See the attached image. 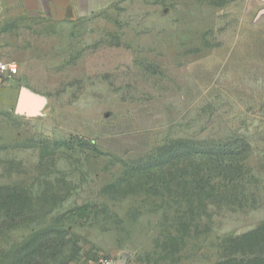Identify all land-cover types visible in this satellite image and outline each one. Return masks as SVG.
I'll use <instances>...</instances> for the list:
<instances>
[{
    "label": "rangeland",
    "instance_id": "374dc122",
    "mask_svg": "<svg viewBox=\"0 0 264 264\" xmlns=\"http://www.w3.org/2000/svg\"><path fill=\"white\" fill-rule=\"evenodd\" d=\"M98 5L8 38L19 71L0 86V250L15 262L25 236L51 228L63 246L38 264L214 262L224 239L264 223V0ZM22 87L48 99L42 116L17 114ZM178 139L248 143L256 180L243 207H211V230L184 235L172 256L184 205L131 173Z\"/></svg>",
    "mask_w": 264,
    "mask_h": 264
},
{
    "label": "trees",
    "instance_id": "16d2710c",
    "mask_svg": "<svg viewBox=\"0 0 264 264\" xmlns=\"http://www.w3.org/2000/svg\"><path fill=\"white\" fill-rule=\"evenodd\" d=\"M249 146L248 143L236 146L230 141L202 145L193 139H178L157 146L156 159L151 156V161L145 163V157H141L134 162L131 175L136 182L153 184L158 196L176 198L184 205L183 210L178 211L180 222L172 227L176 234L183 233L181 243L167 247L172 256L183 246L184 235L198 237L211 230V207L226 206L232 210L243 207L247 198L243 190L256 180L246 163ZM0 199L1 205L5 204L3 210H9V197L4 203V195ZM56 233L54 229L44 228L30 238L25 236L15 262L9 255L11 249L2 248L0 264H38L37 259H50V250L63 246V242L53 238ZM168 233L172 235L170 229ZM220 250L218 259L209 264H264V223L242 235L227 237L221 242ZM177 261L172 257L170 264ZM133 262L157 264L132 258L127 259L126 264Z\"/></svg>",
    "mask_w": 264,
    "mask_h": 264
},
{
    "label": "crops",
    "instance_id": "0c3cea01",
    "mask_svg": "<svg viewBox=\"0 0 264 264\" xmlns=\"http://www.w3.org/2000/svg\"><path fill=\"white\" fill-rule=\"evenodd\" d=\"M99 2L100 0H0V14L3 18L0 25V59L16 57L13 48L15 44L12 45L11 38L10 41L8 38L14 36L13 30L23 27L26 21L47 19L48 16L54 20L72 21L75 17L95 11ZM106 3L105 1L102 5Z\"/></svg>",
    "mask_w": 264,
    "mask_h": 264
},
{
    "label": "water",
    "instance_id": "95a60500",
    "mask_svg": "<svg viewBox=\"0 0 264 264\" xmlns=\"http://www.w3.org/2000/svg\"><path fill=\"white\" fill-rule=\"evenodd\" d=\"M264 14V9L259 12V15ZM48 104V99L27 87H22L18 96L16 104V112L19 115L27 117H36L43 115V109L46 108ZM120 264L127 263V259L120 258Z\"/></svg>",
    "mask_w": 264,
    "mask_h": 264
},
{
    "label": "built area",
    "instance_id": "2783aa9c",
    "mask_svg": "<svg viewBox=\"0 0 264 264\" xmlns=\"http://www.w3.org/2000/svg\"><path fill=\"white\" fill-rule=\"evenodd\" d=\"M3 21L2 15L0 14V25ZM19 71L17 62L15 61H5L0 59V86L5 84L8 80L14 78ZM97 264H120L119 259L103 256L98 261ZM126 264V263H125Z\"/></svg>",
    "mask_w": 264,
    "mask_h": 264
}]
</instances>
